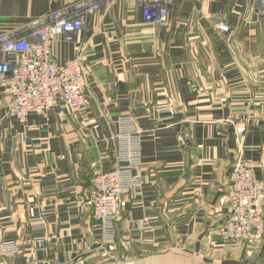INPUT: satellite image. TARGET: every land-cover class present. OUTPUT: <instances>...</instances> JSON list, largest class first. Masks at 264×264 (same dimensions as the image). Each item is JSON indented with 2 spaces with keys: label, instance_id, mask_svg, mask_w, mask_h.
I'll list each match as a JSON object with an SVG mask.
<instances>
[{
  "label": "crops",
  "instance_id": "crops-1",
  "mask_svg": "<svg viewBox=\"0 0 264 264\" xmlns=\"http://www.w3.org/2000/svg\"><path fill=\"white\" fill-rule=\"evenodd\" d=\"M101 2L75 42L53 45L58 61L87 67L86 112L18 119L0 93V244L21 248L1 264H264V229L252 241L219 234L240 154L264 184V3L175 0L154 25L136 0ZM59 7L0 0V32ZM126 119L141 161L116 223L119 259L100 262L89 193L119 166Z\"/></svg>",
  "mask_w": 264,
  "mask_h": 264
},
{
  "label": "built area",
  "instance_id": "built-area-1",
  "mask_svg": "<svg viewBox=\"0 0 264 264\" xmlns=\"http://www.w3.org/2000/svg\"><path fill=\"white\" fill-rule=\"evenodd\" d=\"M60 3L24 25L0 32V93H4L11 117L25 119L30 113H44L59 106L60 114L84 113L89 107L87 67L81 57L64 62L54 57L53 45L59 41L75 42L86 22L101 9V0H49ZM143 20L162 25L170 18L175 0H136ZM264 3V0H259ZM220 29L231 28L221 23ZM120 131L123 147L119 149V166L109 172L97 173L92 180L88 204L101 228L100 262L117 261L116 223L123 208L124 194L137 179L133 169L140 164V133L131 121H123ZM264 169V163L262 164ZM254 161L243 154L236 159L231 175L232 208L219 234L224 242L252 241L264 229L261 203L264 184L255 175ZM113 249V250H112ZM16 241L0 244L1 257L18 254ZM45 264V263H42ZM70 264H74L71 261Z\"/></svg>",
  "mask_w": 264,
  "mask_h": 264
},
{
  "label": "water",
  "instance_id": "water-1",
  "mask_svg": "<svg viewBox=\"0 0 264 264\" xmlns=\"http://www.w3.org/2000/svg\"><path fill=\"white\" fill-rule=\"evenodd\" d=\"M147 260H139V261H132V262H106L104 264H144Z\"/></svg>",
  "mask_w": 264,
  "mask_h": 264
}]
</instances>
